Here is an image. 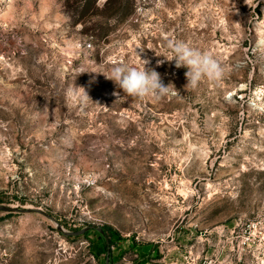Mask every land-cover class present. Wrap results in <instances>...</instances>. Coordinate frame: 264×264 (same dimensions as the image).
<instances>
[{"label":"rangeland","instance_id":"374dc122","mask_svg":"<svg viewBox=\"0 0 264 264\" xmlns=\"http://www.w3.org/2000/svg\"><path fill=\"white\" fill-rule=\"evenodd\" d=\"M141 59L179 95L103 75ZM0 206L53 219L0 212V264H264V0H0Z\"/></svg>","mask_w":264,"mask_h":264},{"label":"clouds","instance_id":"9594fccd","mask_svg":"<svg viewBox=\"0 0 264 264\" xmlns=\"http://www.w3.org/2000/svg\"><path fill=\"white\" fill-rule=\"evenodd\" d=\"M169 48L170 51L163 57L169 62L174 60L176 68L185 67L187 69L185 73L187 79L186 91L195 89L204 78L210 81H218L221 78L223 69L211 54L201 52L183 41L170 42ZM147 63L148 61L142 60V65L139 67L120 63L113 66L107 75H103L107 79L112 80L130 97H151L159 100L179 95L173 84H163L157 71L146 69L145 65ZM66 95L74 104L78 103L82 107L87 106L89 103H94L83 87L73 85L66 89Z\"/></svg>","mask_w":264,"mask_h":264},{"label":"water","instance_id":"95a60500","mask_svg":"<svg viewBox=\"0 0 264 264\" xmlns=\"http://www.w3.org/2000/svg\"><path fill=\"white\" fill-rule=\"evenodd\" d=\"M0 212L2 213H7V214H12V213H18V214H33V213H38L41 214L48 219L53 220L50 216L46 215L45 213L35 210V209H30V210H25V209H19V208H13V207H7V206H0ZM58 230L66 237H81L84 236L92 231H97L101 236H105L104 229L102 228H97V227H87L81 231L75 232V233H70V232H65L61 226H58ZM108 244V250H109V242L107 241ZM110 258H109V253L107 257V263L109 264Z\"/></svg>","mask_w":264,"mask_h":264},{"label":"trees","instance_id":"16d2710c","mask_svg":"<svg viewBox=\"0 0 264 264\" xmlns=\"http://www.w3.org/2000/svg\"><path fill=\"white\" fill-rule=\"evenodd\" d=\"M104 232H105V236H102V238H103V241L105 242V248L106 249H108L107 241L109 242V247L110 246H115L116 244L119 243V240H120V237L119 236L120 235L116 234L112 230V228H110V227L104 228ZM107 236H109L110 239H107Z\"/></svg>","mask_w":264,"mask_h":264}]
</instances>
